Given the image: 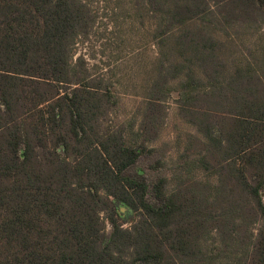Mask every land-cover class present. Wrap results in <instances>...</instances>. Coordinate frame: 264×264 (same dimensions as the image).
Returning <instances> with one entry per match:
<instances>
[{
  "label": "trees",
  "instance_id": "obj_1",
  "mask_svg": "<svg viewBox=\"0 0 264 264\" xmlns=\"http://www.w3.org/2000/svg\"><path fill=\"white\" fill-rule=\"evenodd\" d=\"M209 1L224 22L255 20L264 9V0H175L169 8L149 0L164 13L158 33L196 18L206 26ZM88 11L82 0H0V264H185L210 232L224 245L249 244L228 264H264V71L248 67L224 81L209 31L179 33L176 42L210 67L209 80L188 69L170 86L180 62L160 74L146 97L141 141L131 145L123 128L104 126L110 91L74 68L72 45L88 34ZM173 91L199 134L188 135L185 164L216 183L186 179L168 191L165 176L149 187L143 170L128 172L155 151L145 147L155 138L149 129ZM119 205L136 215L128 227ZM256 222L252 239L246 232Z\"/></svg>",
  "mask_w": 264,
  "mask_h": 264
},
{
  "label": "rangeland",
  "instance_id": "obj_2",
  "mask_svg": "<svg viewBox=\"0 0 264 264\" xmlns=\"http://www.w3.org/2000/svg\"><path fill=\"white\" fill-rule=\"evenodd\" d=\"M82 1L89 9L91 21L88 34L81 35L72 45L74 68L80 74L85 72V79L90 84L97 83L103 90L110 91V112L105 117L104 126L123 128L124 137L131 145H138L141 141L138 132L146 108V97L160 74L172 73L175 64L180 62L184 69L182 73L178 71L168 75L167 84L170 86L176 85L188 69L194 73L196 80L203 83L209 80L206 72L210 71V67L203 69L194 59L192 48L176 42L179 33L184 34L187 30L197 32L199 28L205 37L209 38L210 33L216 39L217 46L213 52L221 73L219 77L224 81L237 70L248 67L264 71L263 8L255 20L224 22L217 12V5L209 1L205 13L213 19L212 22L204 26L203 20L196 18L186 22L182 28L173 27L161 35L158 33L159 19L164 13L153 11L149 0ZM173 2L175 0H163V6L169 8ZM78 58L82 59V65L77 66ZM177 97L175 91L166 96L158 128L155 125L149 129L155 138L147 141L145 147L155 151L144 153L128 170L129 173L143 170L149 187L159 176H165L168 191L186 179L207 180L212 184L217 181L216 177L200 169L187 168L185 164L184 147L188 144V135L198 133L179 114ZM188 157L191 159L194 155ZM117 209L123 227H128L136 219L127 207L119 205ZM258 227L259 222L252 224L246 235L251 233L253 239ZM110 229L105 222L106 233ZM248 246L247 242L238 245L237 241L230 240L224 245L220 234L210 232L199 240L197 257L185 264H228L245 257Z\"/></svg>",
  "mask_w": 264,
  "mask_h": 264
}]
</instances>
